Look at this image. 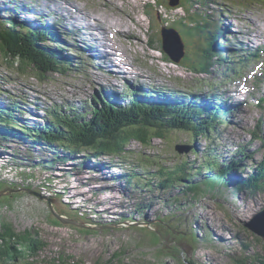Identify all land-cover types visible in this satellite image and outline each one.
Returning <instances> with one entry per match:
<instances>
[{"label":"rangeland","instance_id":"1","mask_svg":"<svg viewBox=\"0 0 264 264\" xmlns=\"http://www.w3.org/2000/svg\"><path fill=\"white\" fill-rule=\"evenodd\" d=\"M38 3L50 13L54 9L60 10L75 22L77 10L90 12L95 19L105 16L109 21L114 19L130 25L137 33V39L134 36L130 40L117 38L119 36L111 31L112 35L106 40L114 41L112 44L121 52L118 53L121 57L118 65L133 90L141 83L142 89L153 94L186 100H190V96L203 99L207 94L210 102L219 98V105L227 110L219 118L222 123L212 127L207 137L194 138L190 132L173 131L162 139L153 140L149 146L131 142L121 158L107 156L100 160H86L84 153L67 156V151L61 148L55 152L53 147L33 146L28 138H16L12 132L0 129V193H4L0 198V222L7 220L16 233L28 232L26 237L38 238L46 246L37 258L15 264H57L53 261L61 254L80 264H105L110 260L118 264L115 263L116 255L120 264H264V241L243 225L264 209V189L250 195L245 189L235 190L234 185L239 180H233L246 178L264 159L261 142L250 135L257 127L264 141V108L255 105L264 93V81L255 90L248 85L250 71H256L254 62H248L238 77L231 73L225 76L228 64L222 63H215L208 75L199 74L204 39L195 34H184L197 20L208 22L211 29L215 25L222 30L228 29L223 33V39L215 42L214 51L219 56L223 51L226 63H238L244 52L264 44V31L260 28L264 25V0H188L187 3L180 0L179 6L174 8L169 7L166 0H0V22L10 20L33 31L34 27L45 28V23L32 19L31 11L34 9L37 16ZM30 4L33 5L30 7ZM81 23L82 18L76 25H87L86 21ZM64 25L68 26V23ZM163 26L177 30L183 40L185 54L179 63L166 60V55L159 51L160 28ZM86 31L89 30L85 28L83 32ZM55 32L61 34L64 31L56 28ZM254 35L255 38L263 36V43L254 39L246 45ZM63 38L59 43L47 35L40 46L57 54L65 72L40 75L33 67H27L25 74H21L16 70L17 63L8 67L0 52V109L12 106L17 111L12 115L14 122L39 130L42 124L51 121L50 114L54 109L64 115L72 109L90 112V99L96 101L97 97L107 96H103L104 92L94 91L88 80L92 70H88V55L82 50L86 45L80 40L84 41V38H79V43H73L70 36ZM23 50L26 52L25 48ZM262 56L264 62V53ZM232 79L233 83L228 82ZM103 80L94 73L96 84L102 85ZM110 80L119 87L118 95L112 96L115 103L112 105H122L118 98L125 97L124 106H130L128 99L132 92L126 85L121 86L122 81L116 82L113 77ZM235 81L238 82L234 84ZM241 85H245L248 95L242 94ZM236 91L240 97L245 96L246 102L238 103L233 94ZM137 92L134 91L140 98ZM149 92L145 95L141 92L142 97L151 99V103L158 102L159 97H151ZM76 94L78 96L74 98ZM234 103L242 105L241 111L228 109ZM190 143L194 152L189 149L179 154L174 149L177 145L191 147ZM208 148L216 150L211 160H230L241 151L243 155H251L252 162L244 157L237 177L234 171L227 172V187L195 197L178 193L182 185L179 182L167 190L126 188L123 176L132 170L140 180L154 183L158 182V176L151 174L159 168L173 169L185 162L189 170H195L200 167L196 162L203 160L202 155L207 154ZM97 163H103V167L99 166L103 172L101 168L91 166ZM5 164L9 168H2ZM86 170L89 174L84 175ZM200 170L204 176L213 174V171ZM66 171L67 174L59 178ZM48 176L51 181H47ZM197 180L191 178L189 181ZM27 190L41 197L27 193ZM103 199L99 205L95 204ZM48 200L56 214L81 226L58 223L50 214ZM128 216L133 221L127 222ZM133 227L145 229L140 231ZM148 232L159 234V241L153 244ZM180 234L183 239L179 241ZM191 236L194 242H190ZM216 237L223 240L218 242ZM176 245L184 247L179 251L173 247Z\"/></svg>","mask_w":264,"mask_h":264},{"label":"trees","instance_id":"2","mask_svg":"<svg viewBox=\"0 0 264 264\" xmlns=\"http://www.w3.org/2000/svg\"><path fill=\"white\" fill-rule=\"evenodd\" d=\"M186 3L188 0H185ZM16 10V7H12ZM158 19V18H157ZM3 20V19H2ZM185 30L187 36L195 34L197 37L203 38L204 43L201 48V63L198 64L199 74L208 75L212 67L216 64H228L226 66L225 76L229 73L237 76L247 61L255 62L258 60V54L252 51L246 52L241 56L238 63H226L224 56H219L218 52L214 51V44L217 39L221 38L224 31L217 25L212 29L208 22L197 20L195 24ZM190 34V35H189ZM49 35L44 28L36 29L35 31L25 27L23 24H15L14 22L4 19L0 22V52L5 59V64L12 68L16 63V70L21 74H25L27 67H33L40 75L48 73L65 72V69L59 64L60 60L57 54L48 51L46 48L40 46L45 41V36ZM223 39V37H222ZM26 49V52L23 49ZM162 54V50H159ZM165 57V56H164ZM166 60L169 61L167 57ZM216 59V62L213 61ZM243 65V66H241ZM67 66V65H66ZM264 74V72H263ZM257 76L250 77L256 80ZM132 91V90H130ZM159 97L158 102L163 104H145V99L138 97H131L133 104L125 107V97L122 100L123 104L120 106L112 105L113 102H107L100 97L92 100L90 103V112H80L79 109H72L69 114H59L57 109H54L51 115V121L44 123L38 129H30L24 124H18L12 119V115L17 112L12 106L0 109V129L6 132H12L16 138L31 140L33 146H47L53 147L55 152L59 148L62 151H67L69 154H86V160H100L103 157H118L121 158L126 154V147L133 141L141 143L144 146H149L153 140L162 139L164 135L169 132H190L193 137L206 136L217 123H222L218 115V106L213 107L212 110H205V117L203 120L195 121L192 118H197L203 114V110L196 109L193 101L175 98L176 96H165L152 93ZM138 100V101H136ZM97 102L99 103L98 105ZM131 102V103H132ZM149 102V101H148ZM219 103V101H217ZM256 105L259 108H264V93L256 100ZM171 106H166L168 104ZM15 110V111H14ZM264 110V109H263ZM197 120V119H196ZM9 126L11 129H9ZM13 126V127H12ZM17 129V131L15 130ZM258 128L250 133L252 139H257L261 142L264 148V141L260 138ZM27 134V137L25 134ZM11 134V133H10ZM191 145V143L189 144ZM193 149L192 152H194ZM215 149L208 148L207 154H203V160L196 162L200 167L195 170H189L187 164L181 163L173 169L159 168L157 172L151 174L158 176V182H149L147 179L140 180L137 173L132 170L125 174L126 188H133L134 190L143 191L144 188L158 187L160 190H167L175 186V183H182L178 193H186L192 196L199 194H206L221 187H227L228 179L226 174L231 169L241 167L240 162H243L246 155L241 154L230 160H211L215 156ZM60 153V152H59ZM67 156L63 159L67 160ZM58 160V159H57ZM56 162L55 160H53ZM248 161L252 162L251 155L248 156ZM61 165V164H58ZM103 163L92 164L91 166L99 167ZM104 166V165H103ZM8 167L7 164L2 168ZM9 168V167H8ZM20 168H24L20 167ZM100 168V167H99ZM136 168V167H135ZM49 170V167L46 168ZM200 169L206 171H213L211 175H202ZM2 171V169H0ZM104 169L101 168V172ZM0 171V172H1ZM6 172V169H3ZM9 173V172H8ZM67 174L59 175L62 178ZM69 174V173H68ZM84 175L89 174L86 170ZM57 175V174H55ZM57 178V177H56ZM191 178H198L195 182H190ZM52 180V179H51ZM49 176L47 181H51ZM185 180V181H183ZM235 190L245 189L250 195L255 192H261L264 189V159L258 164L256 169L246 176L242 183L239 181L234 185ZM65 190V188H64ZM64 192V191H63ZM64 194V193H62ZM61 194V196H62ZM99 205V204H98ZM108 212V210H106ZM67 218V217H66ZM69 219V218H67ZM127 222L133 221V218L128 216ZM57 223L56 221H54ZM162 221L159 220V223ZM141 229L145 228H134ZM166 230H170L166 228ZM145 232V231H144ZM172 232V231H171ZM26 234L28 232H25ZM26 234H18L7 220L2 219L0 222V264H15L18 261L26 262L30 259L37 258V256L45 250L46 246L42 244L38 238L26 237ZM152 237L151 242H158L159 234L148 232ZM161 235V234H160ZM182 235V234H180ZM145 237V235H143ZM179 241L183 239V235L177 238ZM190 242H194V237L191 236ZM181 251L182 246H173ZM118 255L115 256L117 262L120 264ZM53 263L57 264H80L74 258L59 255ZM105 264H114L113 260L104 262ZM99 264V263H95Z\"/></svg>","mask_w":264,"mask_h":264},{"label":"bare ground","instance_id":"3","mask_svg":"<svg viewBox=\"0 0 264 264\" xmlns=\"http://www.w3.org/2000/svg\"><path fill=\"white\" fill-rule=\"evenodd\" d=\"M32 5L30 4V7ZM38 5H39V3H38ZM26 8H28V7H26ZM28 10L30 12L29 8H28ZM75 11L78 13V19H75L76 22H79L80 18H82V23L81 24L82 25L85 24V23H83V21H86L87 25L85 24V25L79 27V26L76 25V22L72 18L67 17V15L64 14L63 12H61L60 10L54 9L53 13H50V10L44 9L42 7V4H40L38 6V9H36V13H37L36 15L37 16L34 15L35 14L34 9H32V11H31V14H32L33 17L31 16L30 13H29V15L32 17V19L38 20V21H40V23H45L46 25H45L44 29L48 32L49 35L52 36V38L57 39L59 43L62 42V40L64 39L63 37L70 36L71 38H73V43H75V42L79 43L81 41L84 45H86L85 48L83 47L82 50H83L84 54L88 55V59H89L88 70H89V68L92 70L89 73L90 75H88V80L90 82V85L94 88V91L98 90L100 93L104 92L103 94L107 95V96L118 95L116 93V90L119 87L117 85H114L113 82H111V80H110V77H113V78H115L116 82L122 81V83H123V84H121L122 87L124 85H126L129 91L132 90L131 91L132 94L129 96L128 103L133 104V102L131 101V97L132 96L137 97L135 95V93H134L135 90L138 91L137 92L138 95H141V96H139L140 99H143L142 98L143 94H141V92L144 93V95H145L147 92H149V90L142 89V84L141 83H139V85H137L138 89L133 90L134 88H132V86L129 85L128 80L123 75L124 71H122L120 65H118V60H121L120 59L121 58L120 55H118V53L120 51L117 50L115 48V45L112 44V43H114V41L106 40V37L112 35L111 31L115 32L119 36V37H117V35L114 33L117 38H122L124 40H130V38H132V36H134V38L136 37V39H137V35H136L137 33L130 27V25L128 26V25L124 24V22H119V21L114 20V19L112 21H109L110 19H108L105 16H99L98 18L95 19L93 17V14L91 15L90 12H84V11L81 12V11H77V10H75ZM25 21H26V19H25ZM108 21H109V23H108ZM26 22L29 23L28 21H26ZM33 23L35 24L36 22L34 21ZM65 23H68V26H65L64 25ZM254 26H256V25L254 24ZM262 26L263 27H260V28L264 31V25H262ZM34 28H35V30L37 29V27H34ZM56 28L63 29L64 32L59 34V33L55 32ZM85 28H87L89 31L88 32L87 31L83 32V30H85ZM89 28H91V29H89ZM38 29H40V27ZM48 30H50V32ZM223 31L227 32L228 29L226 30L224 28ZM95 36H96L97 39L94 38ZM255 37H256V35H254V38L249 39L247 41L246 45H249L251 43V40H254V39H257L260 43L263 42V40H262L263 36L262 37H258V38H255ZM79 38H84V41L83 40L79 41ZM90 39L93 40V41H90ZM127 43H128V41H127ZM243 45L244 44H242V48H243ZM217 50L218 49H216V51ZM253 50H254V48L251 49V51H253ZM244 53H246V52H244ZM220 54H221V56H225L223 51ZM129 69H132V67H130ZM106 72H108V75L105 74ZM94 73H98L99 76L102 78V80L104 79L102 85L101 84L100 85L96 84L93 81ZM228 82H230V81H228ZM224 85H227V84H224ZM158 90L161 91V89H158ZM233 94L236 97V100L241 101L240 94L237 91L234 92ZM73 96L75 98V96H78V94L73 95ZM149 96L153 97V95H151V92H149ZM203 97H202L203 99H199L200 98L199 96H190L191 100L193 101L192 103L195 105V108L203 110L202 111L203 114L199 115L196 118L197 120L195 118H192L193 120H195V121H198L200 119L203 120V118L205 117L204 115L206 113L205 110L206 111L209 110V109L212 110L213 107L215 108V106H218V108H219L218 109L219 113L217 115V116H219V118H220V116H221L223 111L226 114V110L227 109L223 108L217 102V101H219L218 100L219 98H217L214 102H210L209 98H208L209 95L206 94ZM92 100L93 99H90V102ZM119 100L122 101L121 99H119ZM136 101H138V100H136ZM238 103H240V102H238ZM113 104L115 105V103H113ZM145 104L154 105V104H163V103L156 102V101H153L151 103L150 100H145ZM231 104L228 106V109H230V110L237 109V110L241 111V108H242V105H240L241 103L240 104L234 103L232 106H231ZM116 106H118V105H116ZM166 106H171L172 107V105H170V104H168ZM190 149H191V151H193L194 147L191 146ZM248 156H250V155H247V160H248ZM101 167H103V165H101ZM106 168H108V167H106ZM231 170L234 171L233 174H234L235 177H237V173H240L237 169H231ZM244 179H246V178H244ZM244 179L234 178L233 180H239L240 183H242L244 181ZM103 201H104V199L102 201H98V202L95 201V204H99V203H101ZM256 205H258L257 201H256ZM106 210H108V209H106ZM216 240L219 242V241L223 240V238L216 237Z\"/></svg>","mask_w":264,"mask_h":264},{"label":"water","instance_id":"4","mask_svg":"<svg viewBox=\"0 0 264 264\" xmlns=\"http://www.w3.org/2000/svg\"><path fill=\"white\" fill-rule=\"evenodd\" d=\"M169 7L174 8L179 6L180 0H166ZM159 20V19H158ZM161 50L166 57L173 63H179L185 54V47L183 40L177 30L174 28H167L165 26L160 28ZM177 153L181 154L187 152L190 147L177 145L174 147ZM27 193L34 194L37 197H41L36 193L27 190ZM4 195L0 193V198ZM50 209L51 216L60 224H69L71 226L80 227L78 223L73 220L59 216L51 208L50 200L47 201ZM244 227L255 236L264 241V209L255 214L251 220L244 222Z\"/></svg>","mask_w":264,"mask_h":264}]
</instances>
